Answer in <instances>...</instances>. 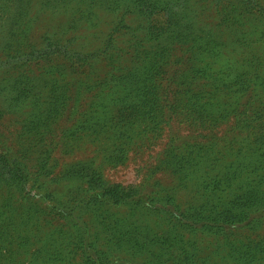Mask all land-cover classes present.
<instances>
[{
	"label": "rangeland",
	"instance_id": "1",
	"mask_svg": "<svg viewBox=\"0 0 264 264\" xmlns=\"http://www.w3.org/2000/svg\"><path fill=\"white\" fill-rule=\"evenodd\" d=\"M96 1L0 0V50L16 58L0 69V153L30 175L23 193L0 191L15 247L0 264H264V207L240 227L216 222L228 206L264 198V133L247 115L264 109L254 77H264V23L228 26L213 4L210 27L230 28L227 47L199 33V61L183 45L163 61L149 55L164 40L163 1L173 16L184 0ZM18 3L30 9L15 32ZM122 19V44L98 58L72 57L71 68L27 59L45 38L94 52ZM242 52L262 61L247 66ZM40 74L58 78L64 104L41 105L55 83L34 81ZM203 92L207 100L195 97ZM114 189L128 198H111Z\"/></svg>",
	"mask_w": 264,
	"mask_h": 264
},
{
	"label": "trees",
	"instance_id": "2",
	"mask_svg": "<svg viewBox=\"0 0 264 264\" xmlns=\"http://www.w3.org/2000/svg\"><path fill=\"white\" fill-rule=\"evenodd\" d=\"M26 1V0H25ZM170 1H176V0H170ZM28 2V1H27ZM103 1L97 0V3H102ZM185 2V8L183 7V10L181 11L180 14H174L173 16L169 15L167 7L169 4L167 2L165 3L163 1L164 5V12L167 13V20L165 21L166 25L162 24L161 26L163 27V34H158L159 36H162L164 40L158 43L157 45L151 46L153 52L149 53L151 56V59H154L155 57L157 58L160 54L163 55V61H164V56L171 57L172 53L179 49V45L183 46H188V49L193 51L192 54V59L199 61L198 54L196 51L198 50V46L202 47V45L198 42V37L197 36L199 33H202L201 36H203V39H207L208 42L211 41H216L219 44L227 47L228 41L230 39V36L227 35V33L230 31V28H226L227 31H225L222 28V25H217L216 29L217 32H214L213 28L210 27L212 23L209 22V20L212 18L210 16V9L213 6V4H218L216 7H220L221 10L219 11L220 15L224 19V23H227L228 26H230L231 22L233 23V27L239 28L241 24L248 22L249 17L256 18L257 20L261 21L264 23V0H236V2L229 3V0H184ZM22 3V2H21ZM29 3V2H28ZM20 4H17V7L15 6V15L18 17V21L15 24V32H18L20 28L23 26L24 21L29 17V6L28 5H23L19 6ZM209 6V7H207ZM186 10H188L189 15L186 14ZM184 12V14H183ZM208 13V14H207ZM207 14V15H205ZM205 15V16H204ZM209 17V19H208ZM81 19L80 17V11L78 14V19ZM125 20H121L118 22L117 25L118 27L115 28V32L113 33L112 36L107 37L108 39L104 41L103 44H106L104 46H100L94 50V52H88L86 54H82L81 52H76L77 49H69L68 47L60 44V42H55L53 38H45L42 39L41 47L40 49L33 51L31 54L27 55V59L34 60V61H55V60H65L66 64H68V67L70 68L76 63V59L72 58L75 56L82 57L80 58L83 62H88L90 60L89 56H93L92 59L95 57L98 58L97 56L107 53L108 50H112V44L113 42H117L119 44H122V39L123 37L126 36L124 33V28L127 29V25L124 24ZM223 23V22H222ZM127 27H125V26ZM242 31V30H241ZM166 34V36L164 35ZM239 35V34H236ZM19 36V34H18ZM158 36V39H159ZM53 39V40H52ZM57 40V39H56ZM74 41V40H73ZM73 43V42H72ZM71 43V44H72ZM102 44V45H103ZM12 46V45H11ZM10 46V47H11ZM1 49L2 46H0ZM79 51V50H77ZM81 51V50H80ZM14 53V52H13ZM13 53L9 54L7 57H5V53L0 50V69L5 67V63L8 65L7 61H14L16 58L13 56ZM218 54L220 52H217ZM217 54H213L214 57H216ZM247 55V56H245ZM239 58H243V60L247 61L245 65L247 66H255V62H260L261 57L257 56V54H250L248 52H242L241 55L238 56ZM159 58V57H158ZM226 57H224L223 60H225ZM80 60V61H81ZM79 61V62H80ZM44 68H47L44 66ZM21 75V74H20ZM178 74L176 77L178 78ZM257 81H263L264 82V77L262 76H254ZM28 80H31V78H27ZM37 80H43V74H40L37 78L34 79V81ZM246 81V80H245ZM50 82H54L55 86L53 88H48L45 92L41 91V94L46 97L45 102H42L41 105H57L60 106L65 103V100H63L64 93L61 91L63 88L60 86L61 82H59L58 78H53L51 80H48L47 82H43V86L48 85ZM31 86L33 87L34 91H37V85L36 83L33 85V83L29 82ZM27 86H25L21 94L24 95L27 93L25 90ZM20 89V88H18ZM245 92V90H242ZM38 95V94H37ZM205 92L200 93L195 95L199 100L205 101L207 100V96H204ZM212 95V94H211ZM39 96V95H38ZM19 97V96H18ZM264 100H262L263 103ZM262 104L260 106V112L255 113L253 112H248L247 115H250L251 118L256 119L258 116L260 117L259 120V127L260 131L264 133V109L262 108ZM250 108V107H248ZM42 111V110H40ZM46 112L47 110H43ZM250 111V110H249ZM223 114L222 118H225ZM263 138H264V134ZM21 160H14L13 165H15V168L11 167L12 160L6 156L5 154L0 153V191L3 189H10L14 191H18L23 193L25 191L26 186L28 185L30 175L27 174L25 171L24 166L21 164ZM211 164L218 166V163H215V161L211 162ZM214 179V177H213ZM216 189V188H215ZM257 190V189H256ZM210 191V190H209ZM259 190H257L258 192ZM121 192L118 189L111 190L108 192L111 196V198H116V199H124L128 198V196L122 195ZM125 194V193H124ZM260 194V191L257 193V195ZM132 201H136L138 197L140 196L139 194H135L132 192ZM256 196L252 195V199H255ZM12 201V199H9ZM21 201H25V197H21ZM263 199L258 197L256 200H251L250 203L247 204H240L239 210H233L231 209L230 206H228L226 212H223L222 214H219L216 218V222L221 223V225H228L234 227H240L239 225H242L245 223L249 217L252 215L251 213L255 210H259L260 207H264L262 204ZM138 201H141L140 199ZM240 208H246V209H240ZM1 210V209H0ZM1 212V211H0ZM238 212V213H237ZM184 218L186 216L184 214ZM1 218V215H0ZM202 221V220H201ZM252 225V224H251ZM220 226V225H218ZM203 227H205L203 225ZM3 230L6 231L4 227V222H0V251L4 250V253L0 254L1 258H5L9 256V254L5 251H14V244L9 242V235L6 233H3ZM4 231V232H5ZM4 237V238H3ZM82 248L85 253L90 254L92 257H94V262H96L98 259L97 254H92L90 251L92 250V246L87 243L86 241H83L82 243Z\"/></svg>",
	"mask_w": 264,
	"mask_h": 264
}]
</instances>
